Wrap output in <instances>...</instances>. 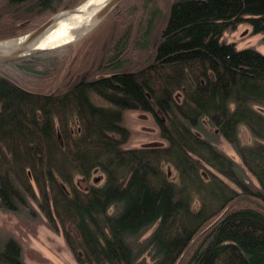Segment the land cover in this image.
Masks as SVG:
<instances>
[{
	"label": "trees",
	"instance_id": "trees-1",
	"mask_svg": "<svg viewBox=\"0 0 264 264\" xmlns=\"http://www.w3.org/2000/svg\"><path fill=\"white\" fill-rule=\"evenodd\" d=\"M83 1L0 0V41ZM240 23L264 39V0H122L79 67L59 47L0 64V209L34 203L78 264H264V55L221 40ZM126 111L166 144L129 147ZM0 264H25L12 236Z\"/></svg>",
	"mask_w": 264,
	"mask_h": 264
},
{
	"label": "rangeland",
	"instance_id": "rangeland-1",
	"mask_svg": "<svg viewBox=\"0 0 264 264\" xmlns=\"http://www.w3.org/2000/svg\"><path fill=\"white\" fill-rule=\"evenodd\" d=\"M86 1L87 0L83 1L79 6H81ZM105 25L107 24H104V27L102 26L100 30L104 29L107 32L109 25ZM100 30H97L96 33L99 34ZM27 33H24L21 36ZM89 33L77 41H73L59 47L65 48V54L68 53V56H66L67 59L64 62L65 66L71 64L72 68H77L81 65L80 63L82 60H86V58H92L94 52L93 49H87L91 39L90 37H87L90 40H87V38L84 39ZM82 39L84 40L81 41ZM221 40L226 43H233L237 49H253L264 55V39L262 34L252 33L251 27L247 23H240L235 27V29L225 31L221 37ZM79 41L81 42L79 43ZM62 54L64 55V53ZM96 59L97 61L99 60L98 57ZM44 83L47 85L50 82L49 80L47 82H39L37 84L35 82L34 85H45ZM51 84L53 87L54 83H50L49 86H51ZM92 98L97 104L106 105V103L99 97L92 96ZM124 125L131 132L129 147H158L164 146L166 144L165 140L159 135V128L155 119L149 112L126 111L124 114ZM206 129L209 130L208 127ZM209 131L212 132L213 130L210 129ZM240 135L244 141L250 140V135L244 126L240 127ZM209 138L225 154H227L233 160L239 162V157L221 135H217L214 140L211 137ZM164 168L168 174V177L171 180H175V171L167 165L164 166ZM102 181L103 175L99 171H95L92 174L88 183L80 177L76 178L77 185L82 189L86 188V186L90 183L100 184ZM32 208L34 210L32 215L25 211L11 212L0 209V239L5 238L6 236L14 237L21 245L22 257L25 264H78L75 261L71 251L67 247L62 234L59 232H54L47 226L43 215L40 213L39 209L34 203H32Z\"/></svg>",
	"mask_w": 264,
	"mask_h": 264
},
{
	"label": "bare ground",
	"instance_id": "bare-ground-1",
	"mask_svg": "<svg viewBox=\"0 0 264 264\" xmlns=\"http://www.w3.org/2000/svg\"><path fill=\"white\" fill-rule=\"evenodd\" d=\"M109 0H87L76 10L58 14L51 28L37 45L38 49L68 44L76 40L83 30L93 26L100 9Z\"/></svg>",
	"mask_w": 264,
	"mask_h": 264
},
{
	"label": "water",
	"instance_id": "water-1",
	"mask_svg": "<svg viewBox=\"0 0 264 264\" xmlns=\"http://www.w3.org/2000/svg\"><path fill=\"white\" fill-rule=\"evenodd\" d=\"M122 0H109L99 11L96 21L94 22L93 26L89 29H85L82 31L80 36L74 40L77 41L78 39L85 36L87 33L92 31L96 26H98L102 20L110 13L112 10L121 2ZM78 8V7H77ZM71 9L67 10L65 12H59L50 19H48L46 22H44L42 25L37 27L36 29L32 30L31 32L17 38L0 41V64L9 63L13 61H17L19 59H22L24 57H27L29 55L39 53L42 51H46L49 49H53L58 46H53L49 48H41L38 49L37 45L42 37L48 32V30L51 28L52 21L55 16L61 13L71 12L76 10ZM73 42V41H72ZM65 45V44H63Z\"/></svg>",
	"mask_w": 264,
	"mask_h": 264
}]
</instances>
